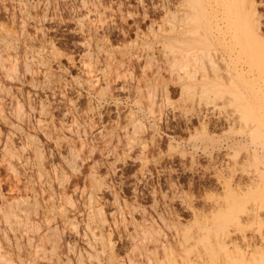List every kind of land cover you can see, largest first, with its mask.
<instances>
[{"label":"rangeland","instance_id":"374dc122","mask_svg":"<svg viewBox=\"0 0 264 264\" xmlns=\"http://www.w3.org/2000/svg\"><path fill=\"white\" fill-rule=\"evenodd\" d=\"M258 1L0 0V253L12 264H163L172 250H202L234 202L237 245L198 264H264V61L244 73L235 56H205L199 70L220 71L207 91L172 64L176 12L191 10L196 46L217 52V16L248 41L255 17L264 23Z\"/></svg>","mask_w":264,"mask_h":264},{"label":"bare ground","instance_id":"6f19581e","mask_svg":"<svg viewBox=\"0 0 264 264\" xmlns=\"http://www.w3.org/2000/svg\"><path fill=\"white\" fill-rule=\"evenodd\" d=\"M257 1V0H256ZM259 3H262V2H264V0H259L258 1ZM257 3V2H256ZM255 3V4H256ZM254 4V5H255ZM264 4V3H263ZM257 7V6H256ZM257 9V8H256ZM88 10V9H87ZM258 10V9H257ZM92 11V10H91ZM178 11V10H177ZM193 11V10H192ZM255 12V11H254ZM255 14V13H254ZM259 14V13H258ZM261 14V13H260ZM262 15L263 14H261V15H257L256 17H255V20H254V26H255V28H254V31H255V34H254V38H252V39H248V41H243L242 40V37L239 35V34H237V31H235L233 28L231 29V26L229 25V18H228V16L226 15V16H221L220 14L217 16V20H218V23H220L221 24V22H222V19L223 20H226V23L224 24V32H222V31H220V32H217V33H215V32H213L212 34H211V37H209V39H210V41H211V46H213V44H214V39L217 41L218 40V43H220V44H223L225 47H224V50H222V51H217L216 52V49H215V51H214V49L213 48H209L207 51L206 50H204V48H202V47H200L199 45H197L196 46V44H195V42H194V36H193V30L191 31V29H190V26H191V21H193L194 19H193V16L191 15V10H188V11H186V12H182V11H178V12H176V16H177V18H176V27H175V34H174V45H173V49H172V56H173V58H172V64H173V68H175L174 69V71H176V73L182 78V77H186V79H188V80H191L192 78H195V79H200L199 81H197V87H199L200 89L201 88H203V89H207V87H206V80L208 79V78H210L212 75H214V76H217L218 74H217V72H220L219 70H216V69H218V65L217 66H215V65H212V68L211 69H213V70H211V71H209L208 70V68H206L208 71H200L199 70V68L201 67H203L204 66V64L203 63H201L203 60V58L206 56V57H208V61H210V63L212 64H214V63H216L217 62V60H225L226 59V57H228V59H231V60H233L235 57L237 58V64H236V66L234 67V71L235 72H237V71H242V72H244L245 70H251V71H253L254 70V68H253V65L252 64H248L249 65V68L247 69V66L245 67V63L247 62V60L249 61V60H251V61H253L254 59H255V57L257 56V58L259 59V60H261V61H264V57L263 56H261L262 54H260V51L261 50H258V47H257V42H256V37L258 36L257 34H259L260 36H263L264 35V32H262V31H260V29H261V27H262V25L264 24L263 23V20H262ZM228 19V20H227ZM82 23V22H81ZM216 25V24H215ZM229 26H230V28H229ZM264 26V25H263ZM217 27V26H216ZM248 29V28H247ZM248 32V31H247ZM7 33V35L8 34H10V33H8V32H6ZM195 34V33H194ZM248 35V34H247ZM11 37V36H10ZM14 37V36H13ZM258 39H259V37H258ZM260 40V39H259ZM194 42V43H193ZM260 43H262V42H259V44ZM264 46V45H263ZM213 51V52H212ZM263 51H264V48H263ZM263 51H262V53H263ZM92 55V54H91ZM260 55V56H259ZM235 56V57H234ZM92 57H93V55H92ZM111 57V56H110ZM234 57V58H233ZM3 58V57H2ZM90 58V57H89ZM233 58V59H232ZM1 59V58H0ZM202 60V61H201ZM26 61V60H25ZM260 61V63H262ZM85 62V61H84ZM206 62V61H205ZM30 63V62H29ZM243 63V64H242ZM249 63H251L250 61H249ZM27 64V63H26ZM206 64V63H205ZM217 67L216 69H215V67ZM221 66V65H220ZM262 66H264V64L262 65ZM86 67H88V65L86 66ZM89 69H87L86 71H88L87 73H90V74H92L91 72H92V70L93 69H91L90 68V66L88 67ZM210 68V67H209ZM29 69V68H28ZM263 69V68H262ZM28 71V70H27ZM49 71V70H48ZM51 71V70H50ZM48 72V74H47V72H46V74L47 75H45L44 77H48V76H50L51 74H52V72ZM200 71V72H199ZM248 71V72H249ZM246 72V71H245ZM244 72V73H245ZM171 73V72H170ZM198 73H200V75H198ZM89 74V75H90ZM223 74V73H222ZM88 75V77H90L88 80H89V84H91V85H93V79H91L94 75H90L89 76ZM172 75V74H171ZM220 75V74H219ZM218 75V76H219ZM213 76V77H214ZM110 77V76H109ZM179 78V77H178ZM84 79V78H83ZM108 79V78H107ZM88 80H86L87 82H88ZM195 82H196V80H195ZM191 84V83H190ZM185 85V84H184ZM192 85V84H191ZM188 87H190V85L188 84L187 85ZM191 88H193L192 86H191ZM195 88V87H194ZM211 89V88H210ZM209 89V90H210ZM191 90V89H190ZM207 91V90H206ZM210 92V91H209ZM144 97V96H143ZM204 101V100H203ZM150 104V103H149ZM209 104V103H208ZM214 105H215V103H214ZM42 108H43V110H44V107L42 106ZM46 111V110H45ZM3 112V111H2ZM188 112V111H187ZM227 112V111H226ZM1 113V112H0ZM17 115H18V117L20 118V117H23V116H21V111L20 110H18V113H17ZM39 119V118H38ZM4 120V119H3ZM39 123H40V121H39ZM70 125V124H69ZM45 126H46V124L45 125H43L42 124V122H41V124H40V126H39V128H41L42 129V131H47L48 130V128L49 127H47V128H45ZM49 126V125H48ZM47 129V130H46ZM60 129V128H59ZM51 131V130H50ZM146 131V130H145ZM49 134V133H48ZM135 140V139H134ZM61 141V140H60ZM76 148V147H75ZM76 149H78V148H76ZM4 150V149H3ZM5 152H6V150H4ZM71 151H73V150H71ZM10 152V151H9ZM8 152V153H9ZM75 153H72V155H74ZM78 154V153H77ZM74 157V156H73ZM28 159V158H27ZM255 159V158H254ZM73 160V159H72ZM69 162V161H68ZM75 162V161H74ZM9 163V162H8ZM69 164H71L72 165V163H69ZM44 166V165H43ZM69 166V165H68ZM141 166V165H140ZM212 166V165H211ZM223 166V165H222ZM13 167V166H12ZM72 169V168H71ZM228 172V171H227ZM99 180V179H98ZM44 185V184H43ZM40 188V187H39ZM44 190V189H43ZM45 191V190H44ZM43 192V191H42ZM44 193V192H43ZM50 196V195H49ZM91 196V195H90ZM264 196V195H263ZM60 200V199H59ZM25 202V201H24ZM35 202V201H34ZM47 202V201H46ZM99 202V201H98ZM222 202V201H221ZM263 202V201H262ZM44 203H45V201H44ZM59 203V202H58ZM231 203V202H230ZM11 204V203H10ZM221 204V203H220ZM9 205V204H8ZM12 205V204H11ZM231 205H233V207L231 206ZM231 205H229L230 207H228L227 206V208H229V209H231V211H230V213H229V215H228V218L225 220L223 217L227 214V212L225 213V215L221 218L222 220H225L224 222H222L221 224H220V226H222V225H224L225 223H228V222H230V225L228 224V226H230L228 229H225L226 227H228L227 225L225 226L224 225V229L223 230H221L222 228H220V229H218V231L217 232H215L214 233V235L212 236V237H209V238H204L203 236L204 235H202V237L200 238V243H201V245H199V246H201L202 247V250H201V248H200V250H199V252H196V254H194L193 252V250L197 247V245H195L196 247H194V249H191V247L190 246H188V247H190V249L192 250L191 252L193 253V256H191V255H189V253H188V250H187V248L186 249H184V250H187V253L186 254H183V253H185L184 251H183V249L181 250V251H183V253L179 250V251H177L178 253L179 252H181L182 254H178V256L180 255V257H181V260H178V261H180V262H178L179 264H198V263H201V262H204V259H206V257H209V260H211L212 262H217L218 261V259L219 258H217L219 255L221 256L222 254V252L223 251H225V248H226V246L227 245H230V246H233L234 245V240L232 239V237H233V235L236 233V217L238 216V214L234 211L233 212V208H235L234 207V202L233 203H231ZM1 206V205H0ZM10 206V205H9ZM216 206V205H215ZM214 206V207H215ZM250 206V205H249ZM251 207V206H250ZM4 208V207H3ZM13 208V207H12ZM11 208V206H10V209L9 210H6L5 208V210L6 211H4V218H5V220L6 221H11L12 222V220H11V218L14 216V211H13V209ZM226 208V209H227ZM31 209V208H30ZM91 209V208H90ZM237 209H239V207L237 208ZM2 209L0 208V211H1ZM27 210V209H26ZM218 210H220V208L218 209ZM240 211H242V210H240ZM2 212V211H1ZM0 212V213H1ZM43 212V211H42ZM99 212V211H98ZM229 212V211H228ZM243 212V211H242ZM245 212H246V215L247 216H254L255 215V211H254V208H251V209H249V210H245ZM244 213V212H243ZM240 214V213H239ZM257 214V213H256ZM26 215V214H25ZM206 215V214H205ZM221 215V214H220ZM15 216H16V214H15ZM18 216V215H17ZM47 216V215H46ZM218 216H219V214H218ZM89 217V216H88ZM204 217V216H203ZM221 217V216H220ZM91 218V217H90ZM217 218V216L215 217V222H216V220H218V218ZM14 219H15V217H14ZM209 219V218H208ZM55 220V219H54ZM205 220V219H204ZM220 220V219H219ZM222 220H220V222L222 221ZM239 219H237V221H238ZM17 221V220H16ZM20 221V223H21V221L22 220H19ZM213 221V220H212ZM4 222V221H3ZM18 222V221H17ZM218 222V221H217ZM16 223V222H15ZM19 223V222H18ZM239 223V222H238ZM205 224V223H204ZM25 225V224H24ZM37 225V224H36ZM232 225V226H231ZM232 227V228H231ZM231 228V229H230ZM33 229V228H32ZM53 229V228H52ZM137 229V228H136ZM213 229V228H212ZM215 229V228H214ZM35 230V229H34ZM142 230V229H141ZM182 230V229H181ZM201 230H202V228H201ZM177 231V230H176ZM93 232V231H92ZM200 233V232H199ZM204 233H206V232H204ZM21 234V233H20ZM207 234V233H206ZM205 234V235H206ZM210 234V233H209ZM263 234V233H262ZM6 235V234H5ZM52 235V234H51ZM188 235V236H187ZM212 235V234H211ZM134 237V236H133ZM183 237H184V239L186 240V241H184V240H181L180 241V243H179V245H182V246H180L181 248L183 247V244L185 245V246H187V243L189 244V242L191 243V241H187V240H190V239H188L189 237H191V236H189V233L187 234V233H184V234H182V239H183ZM188 237V238H187ZM196 237H197V235H196ZM199 237V236H198ZM197 237V238H198ZM94 238V237H93ZM144 238V237H143ZM148 238V237H147ZM146 238V239H147ZM159 238H160V236H159ZM158 238V239H159ZM180 238V239H181ZM98 239V238H97ZM199 240V239H198ZM263 240V239H262ZM135 242V241H134ZM145 242V241H144ZM43 243V242H42ZM97 244V243H96ZM89 245V244H88ZM111 245V244H110ZM147 245V244H146ZM190 245V244H189ZM193 245V244H192ZM191 245V246H192ZM235 245H237L236 244V242H235ZM240 245V244H239ZM134 246V245H133ZM93 247H94V245H93ZM160 247V246H159ZM180 247L178 248V249H180ZM227 247H229V246H227ZM43 248V247H42ZM161 248H162V250H163V252H168V247L165 245V244H162L161 245ZM183 248H185V247H183ZM229 248H231V247H229ZM94 249H95V247H94ZM197 250L196 251H198V249H199V247L198 248H196ZM224 249V250H223ZM167 250V251H166ZM226 250H227V248H226ZM45 251V250H44ZM96 251V250H95ZM150 251V250H149ZM170 251V250H169ZM97 252V251H96ZM95 252V253H96ZM152 252V251H151ZM172 252H173V250H172ZM170 253V256L173 254V253ZM176 252V253H177ZM231 252V251H230ZM233 252V251H232ZM2 253H4V252H2ZM2 253H0V264H2V262L4 263V261L6 260H9V258H10V256H9V258L7 259V257L4 255V254H2ZM5 253H7V252H5ZM176 253H175V255H176ZM208 253V254H207ZM103 254V253H102ZM191 254V253H190ZM223 254H225L224 252H223ZM238 254V253H237ZM242 254H244V253H242ZM241 254V255H242ZM8 255V254H7ZM97 255V254H96ZM164 255V254H163ZM174 255V256H175ZM240 255V254H239ZM170 256H168V255H166V257H165V259L164 260H162L163 262V264H178L177 262H176V260L177 259H179L180 257H176L175 256V258H177V259H174L175 260V262H173L174 260H173V258L172 257H170ZM219 256V257H220ZM224 256V255H223ZM229 255H227V257H228ZM84 257V256H83ZM138 257V256H137ZM167 257H170V258H167ZM260 257V256H259ZM52 258V257H51ZM116 258V257H115ZM148 258V257H147ZM221 258V257H220ZM232 259H233V257H231ZM230 258V260L231 261H233V260H235V259H231ZM235 258V257H234ZM228 259V258H227ZM238 259V258H237ZM244 259V258H243ZM263 259V258H262ZM98 260V259H97ZM207 260V259H206ZM216 260V261H215ZM229 260V261H230ZM260 260V259H259ZM26 261H28V260H25L24 258H22V264H25V262ZM76 261V260H75ZM129 261V260H128ZM130 261H133V259L132 260H130ZM222 261V260H221ZM226 261V260H225ZM236 261V260H235ZM211 262V263H212ZM261 262V261H260ZM264 262V261H263ZM8 264H12V260H9L8 262H7ZM132 263V262H131ZM152 262L151 261H149V264H151ZM205 263H207V261L205 262ZM227 263L228 264H231V263H229L228 261H227ZM5 264V263H4ZM26 264H29V263H26ZM129 264H130V262H129ZM148 264V263H147ZM213 264V263H212ZM239 264H241V263H239Z\"/></svg>","mask_w":264,"mask_h":264}]
</instances>
